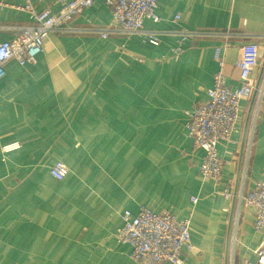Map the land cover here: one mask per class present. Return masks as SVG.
Returning <instances> with one entry per match:
<instances>
[{
    "label": "crops",
    "instance_id": "crops-1",
    "mask_svg": "<svg viewBox=\"0 0 264 264\" xmlns=\"http://www.w3.org/2000/svg\"><path fill=\"white\" fill-rule=\"evenodd\" d=\"M29 1L37 12L62 6ZM24 4L0 0V41L30 21ZM156 14L143 28L158 32L157 44L145 34L102 38L88 29L112 25L111 10L94 0L66 25L71 30L45 37L34 63L4 65L0 264H136L116 231L122 213L141 206L190 219L185 264L254 261L264 227H254L255 210L239 194L264 179V0H157ZM181 29L243 35L190 39L175 55ZM244 34L259 45L253 91L259 86L252 107V95L240 102L230 140L217 143L222 169L213 181L198 173L203 152L188 136L185 111L207 99L216 45L228 42L225 83L240 86L235 60L249 41ZM56 161L68 169L61 180L49 174Z\"/></svg>",
    "mask_w": 264,
    "mask_h": 264
},
{
    "label": "built area",
    "instance_id": "built-area-1",
    "mask_svg": "<svg viewBox=\"0 0 264 264\" xmlns=\"http://www.w3.org/2000/svg\"><path fill=\"white\" fill-rule=\"evenodd\" d=\"M94 0H62V6L56 13L47 10L37 12L29 0L21 7L29 14L30 21L21 26L19 34L11 40L0 41V78L4 75V65L15 60L19 65L34 63L36 56L43 51V41L50 32H67L66 25L83 9L91 6ZM111 10L113 24L106 27H90L88 30L102 38L110 35L129 37L145 34L147 39L157 44V31L145 30L143 21L159 20L156 14L157 0H105ZM178 16H175L177 19ZM177 45L172 50L179 55L185 41L195 38L222 36L226 40L232 36L243 35L227 31L181 29ZM249 41L239 46L235 66L239 70L240 86L231 90L225 83L224 51L227 43L213 48V59L217 70L213 76V85L207 90V99L185 111V129L192 139L194 147L203 154L198 166L201 177L218 181L221 177L222 161L217 153L219 141H229L235 130L240 102L247 100L253 93V70L259 63V45L255 35H247ZM258 100L264 102V87L258 88ZM67 167L56 161L49 168V174L61 180L67 174ZM229 193H226L228 196ZM195 203L196 198L191 197ZM239 201L255 210L254 227H264V179L255 183L252 190L239 194ZM122 224L116 231L117 243L130 247V257L136 264H185L183 250L190 247V219H177L172 213H155L141 206L133 214L129 210L122 213ZM254 261L245 264H264V241L255 249Z\"/></svg>",
    "mask_w": 264,
    "mask_h": 264
},
{
    "label": "water",
    "instance_id": "water-1",
    "mask_svg": "<svg viewBox=\"0 0 264 264\" xmlns=\"http://www.w3.org/2000/svg\"><path fill=\"white\" fill-rule=\"evenodd\" d=\"M263 70H264V57H263V60H262V70H261V73H262ZM261 73H260V76H261ZM258 86H259V81L256 83L255 89H254V91L252 93V97H251V107H252L253 101H254V99L256 97V93H257ZM251 107L249 109V113H248L247 118H246V125H247V122H248V119H249Z\"/></svg>",
    "mask_w": 264,
    "mask_h": 264
},
{
    "label": "trees",
    "instance_id": "trees-1",
    "mask_svg": "<svg viewBox=\"0 0 264 264\" xmlns=\"http://www.w3.org/2000/svg\"><path fill=\"white\" fill-rule=\"evenodd\" d=\"M50 168V167H49Z\"/></svg>",
    "mask_w": 264,
    "mask_h": 264
}]
</instances>
